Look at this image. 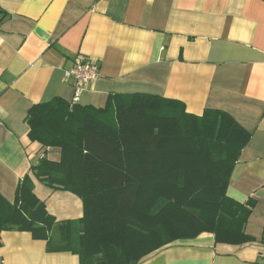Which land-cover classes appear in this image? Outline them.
<instances>
[{
    "label": "crops",
    "instance_id": "obj_1",
    "mask_svg": "<svg viewBox=\"0 0 264 264\" xmlns=\"http://www.w3.org/2000/svg\"><path fill=\"white\" fill-rule=\"evenodd\" d=\"M82 57L99 77L78 105L106 106L110 94L178 100L188 113L229 114L251 134L227 194L255 201L245 232L256 243L216 244L212 234L172 243L141 264H264V0H0V195L15 199L21 179L61 149L29 139L33 105L74 87L65 71ZM36 195L58 221L83 217V202L34 179ZM0 264H80L49 253L28 232L1 235Z\"/></svg>",
    "mask_w": 264,
    "mask_h": 264
},
{
    "label": "trees",
    "instance_id": "obj_2",
    "mask_svg": "<svg viewBox=\"0 0 264 264\" xmlns=\"http://www.w3.org/2000/svg\"><path fill=\"white\" fill-rule=\"evenodd\" d=\"M29 139L60 148L19 182L15 199L0 195L1 235L28 232L49 253L80 264H141L162 248L212 234L216 244L256 243L245 232L255 201L227 194L251 134L229 114H190L162 96L110 94L104 108L62 98L33 105ZM34 179L83 202V217L58 221L35 193ZM263 248L264 235L259 242Z\"/></svg>",
    "mask_w": 264,
    "mask_h": 264
},
{
    "label": "built area",
    "instance_id": "obj_3",
    "mask_svg": "<svg viewBox=\"0 0 264 264\" xmlns=\"http://www.w3.org/2000/svg\"><path fill=\"white\" fill-rule=\"evenodd\" d=\"M99 77V66L87 59L79 57L73 67L65 71V78L74 87V98L71 102L77 104L84 91Z\"/></svg>",
    "mask_w": 264,
    "mask_h": 264
}]
</instances>
